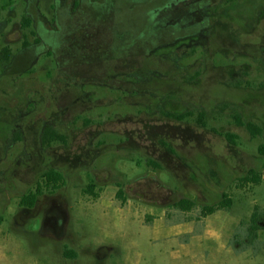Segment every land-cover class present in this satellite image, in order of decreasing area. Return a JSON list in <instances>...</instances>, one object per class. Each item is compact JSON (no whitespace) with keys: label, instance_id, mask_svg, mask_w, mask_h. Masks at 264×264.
I'll list each match as a JSON object with an SVG mask.
<instances>
[{"label":"rangeland","instance_id":"1","mask_svg":"<svg viewBox=\"0 0 264 264\" xmlns=\"http://www.w3.org/2000/svg\"><path fill=\"white\" fill-rule=\"evenodd\" d=\"M68 2L0 0V264H264V0Z\"/></svg>","mask_w":264,"mask_h":264},{"label":"trees","instance_id":"2","mask_svg":"<svg viewBox=\"0 0 264 264\" xmlns=\"http://www.w3.org/2000/svg\"><path fill=\"white\" fill-rule=\"evenodd\" d=\"M29 22L30 21H27L25 19V24H29ZM11 54H12L11 49L6 47L3 51V60L8 61L11 57ZM171 116H173L177 120L184 121L187 118V116H189V113L181 114V115H171ZM239 122H241V121H239ZM248 127H249V129L253 135H260L262 133L261 127L255 125L253 123L249 124ZM45 136H49V138L56 139L58 141H63V142L66 141L65 136L59 135L53 130L47 131L45 133ZM227 136L229 139H231V141L233 143H235L234 139L236 137L234 135L228 134ZM258 151L261 155L264 156V144H261L259 146ZM44 178L46 179L48 184L54 183L53 187H55V189L58 188L60 182L64 181L63 175L60 172L55 171L53 169L44 173ZM241 181L243 183H246V184H252L253 186L261 185L264 182V169L263 170L251 169L244 177H242ZM85 192L91 193L96 198H98L100 196L95 192V184L90 185L89 188H87L85 190ZM41 194H42L41 187H38V190L36 192H30L28 195L23 196L20 203L22 206L34 208L36 205V202H37V200ZM117 197L123 198V199L125 198V190L122 188L121 185H120L119 191L117 193ZM232 205H233L232 199L227 194H225L223 199L221 201H219L218 203L213 204V205L203 206L201 208V211H200L201 218H206L210 215H213L214 213H216L219 210H226L227 211L232 207ZM172 206L175 209H178V210H181L184 212H191L194 210L196 203H195V201H193L189 198H183L181 200L176 201ZM259 209L260 208L257 207L254 214H253V220H252L253 222H255V219H256V216L258 215ZM253 230L256 231L257 228L253 227ZM75 257H76V254L72 255V258H75Z\"/></svg>","mask_w":264,"mask_h":264},{"label":"flooded vegetation","instance_id":"3","mask_svg":"<svg viewBox=\"0 0 264 264\" xmlns=\"http://www.w3.org/2000/svg\"><path fill=\"white\" fill-rule=\"evenodd\" d=\"M69 2H68V5H73V0H68ZM80 7H78V8H76L75 10H77V9H79ZM68 15L65 13V11L63 10V9H61L59 12H58V15H57V24H58V32L57 33H52L51 35H48V37H49V40H51V39H53V41H52V47L54 48L55 47V45L57 46V50H58V46H59V44H60V40H61V43H62V41H63V35L64 34H61L60 35V33L61 32H63V27H66V25H67V23L68 22H65V20H66V17H67ZM25 19L27 20V21H30L29 22V24H25ZM22 18V20L20 21V20H18V21H16L15 23H13V25L12 26H14V33L12 34V35H14V34H16V32H17V34H18V36L20 37V38H18L17 40H18V42H20V41H22V39L23 38H25L27 35L26 34H23V32L22 31H24L23 29H25V27L27 26V27H30L31 25H32V21H31V19L30 18ZM20 28H23L22 29V31H20ZM43 30V29H42ZM41 30V31H42ZM35 34H37V33H35ZM57 35V36H56ZM34 38H35V42L36 43H40V44H42V41L39 39V38H37L36 36H34ZM49 40L47 39L44 43H46V42H48L49 43ZM23 42H25V44H27V41L26 40H23ZM54 44V45H53ZM55 52H56V50H55ZM62 52V51H61ZM56 54H57V52H56ZM11 58V57H10ZM10 60V59H9ZM8 60V61H9ZM64 60V59H63ZM7 61V62H8ZM9 62H10V64H9ZM8 62V64L9 65H7L8 67H6L7 69H9L10 68V66H12L14 63L16 64V63H18L19 62V59H18V57H15V56H13V58L10 60Z\"/></svg>","mask_w":264,"mask_h":264},{"label":"crops","instance_id":"4","mask_svg":"<svg viewBox=\"0 0 264 264\" xmlns=\"http://www.w3.org/2000/svg\"><path fill=\"white\" fill-rule=\"evenodd\" d=\"M83 1L84 0H73V7L76 9V8H78V7H80L82 4H83ZM88 1H98V2H100V1H102V0H88ZM14 13V12H13ZM14 15H16L15 13H14ZM16 18L17 17H15V20H13V19H11V17L8 19V20H6L7 21V25L8 26H12L13 25V23H15L16 21H18V20H16ZM11 23H12V25H11ZM9 34H11V33H8V39H12L11 38V35H9ZM18 35V34H17ZM11 43H15V44H17V43H19L18 42V40L17 39H12V41H11ZM7 46H9V45H7ZM10 47V46H9ZM11 49V48H10ZM11 51H12V49H11ZM14 55V54H13ZM5 66V65H4Z\"/></svg>","mask_w":264,"mask_h":264}]
</instances>
